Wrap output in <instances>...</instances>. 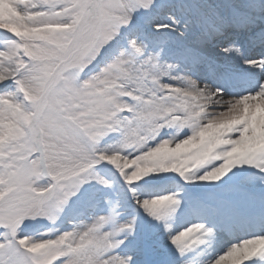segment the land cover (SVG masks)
Returning <instances> with one entry per match:
<instances>
[{
  "label": "snow or ice",
  "instance_id": "1",
  "mask_svg": "<svg viewBox=\"0 0 264 264\" xmlns=\"http://www.w3.org/2000/svg\"><path fill=\"white\" fill-rule=\"evenodd\" d=\"M0 264H264V0H0Z\"/></svg>",
  "mask_w": 264,
  "mask_h": 264
}]
</instances>
